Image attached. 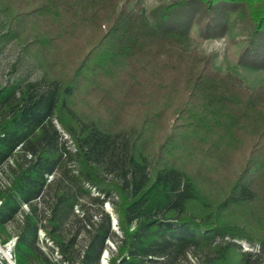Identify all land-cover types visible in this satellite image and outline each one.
Masks as SVG:
<instances>
[{"label":"trees","instance_id":"obj_1","mask_svg":"<svg viewBox=\"0 0 264 264\" xmlns=\"http://www.w3.org/2000/svg\"><path fill=\"white\" fill-rule=\"evenodd\" d=\"M33 1V13L56 36L97 0ZM131 7L90 41L67 78L41 64V77L0 89V176H6L0 178V243L11 236L5 227L14 222L15 264H100L104 250L108 264H186L191 258L194 264H264V88L229 71L198 68L190 52L180 50L194 17L204 21L199 36L212 38L225 31V16L239 11L245 38L238 61L264 68V0H167L150 13ZM144 67L154 71L149 76L154 80L169 76L171 83L140 92L149 78ZM174 70L176 77L169 74ZM178 73L183 87L177 102L171 89ZM80 77L97 87L101 78L111 80L101 96L116 95V103L124 104L134 96L143 114L165 110L167 129L155 155L145 153L149 139L143 125L111 130L69 107L74 83L83 84ZM244 136L253 140L250 150L217 193L195 173L200 160L193 168L176 163V143L184 155L197 147L213 153ZM105 202L111 214L103 209ZM39 230L54 247L39 246ZM236 239L258 246L244 251ZM54 250L57 262L50 255Z\"/></svg>","mask_w":264,"mask_h":264},{"label":"rangeland","instance_id":"obj_2","mask_svg":"<svg viewBox=\"0 0 264 264\" xmlns=\"http://www.w3.org/2000/svg\"><path fill=\"white\" fill-rule=\"evenodd\" d=\"M166 2L167 0H97L94 2L93 9L86 10V16L81 17L73 26L68 25L69 28L67 27L64 33L52 36L49 34V29L46 32V25L41 21V17L35 12L33 13L36 2H32V0H0V89L8 86L11 87L15 83L41 77L44 75V69L41 67V64L44 65V68H49V73L51 71L55 75L64 73L67 78L78 64L79 54H84L85 50L91 45V42L101 36L107 28V24L117 13L126 11L130 5L134 10L142 8L144 13H150L157 6ZM93 10L95 13L91 14ZM202 19L201 15L193 18L194 23L188 29V39L184 42L183 46L181 45V52H190L191 61H195L198 68L206 66L220 72L229 71L240 77L250 86L264 88V68L246 67L238 61L245 38L243 14L239 11L228 13L224 18L226 21L225 31L223 34H217L212 38L199 36L198 27L204 23ZM34 35L36 38L39 36V39L49 40V43L39 45L36 41L35 43L32 42L34 41ZM180 50H178L179 53H181ZM144 68L146 71H143V75L153 77L154 71L148 67ZM82 72L86 73L87 71L84 68ZM169 74L176 77L175 70ZM86 75L88 74L86 73ZM152 77L144 80L142 82V89L137 90L140 92L149 91L150 94L151 89L156 91L159 86L166 87L171 83V77L169 76H165L166 79L159 77L157 81L156 78L154 80ZM177 77L178 79L176 78L173 81V90L171 89V92H176L174 97H172L178 102L180 98L177 96L181 94V88L183 87L181 84L183 75L178 73ZM78 81L82 82L85 80L80 77ZM82 83H74L75 86L68 103L69 107L79 117L86 116L91 119H99L101 123L107 125L111 130L121 129L122 127H127L128 129L131 126L138 129L141 124L145 129L144 132H148L149 139L145 153L148 156L155 155L154 153L157 152L162 137L165 135V133L162 135V131L165 129V126L167 129V124L163 122L162 118V113L165 112L164 109H162L163 112L158 109L156 115L151 113V117L141 112L143 111V107H140L139 104L135 106L134 96L129 97L127 104L123 102L116 103L120 100L116 95L101 96L102 89L112 86L111 80H107L106 78H101L99 87L90 84V82ZM188 90V87H186L184 93L187 94ZM143 99L141 98L140 100ZM259 100L261 101L262 98ZM171 119H173V115H170L169 122ZM55 123L62 138L67 139L68 146H72L69 134L62 129L59 123ZM241 140L238 144L222 145V147L228 146V148L224 150L219 149L218 152L213 153H210L207 147L206 150L204 147H197L196 151L189 150V154H192L191 156L186 153V155L182 154L184 147L178 149V145L181 146V144L176 143V163L185 168L186 166L193 168V164H197L200 160L202 168L200 173L196 168H193L195 173L200 177L202 182L206 183L211 191L217 193L219 187L225 181H230L236 175L235 171L239 167L238 161L241 162L242 157H246L251 143H253V140L249 136L248 138L244 136ZM166 145V148L170 147L169 143ZM0 178L4 181L6 176L2 173ZM50 178L51 176L48 175L47 180H50ZM91 191L93 195L97 194L92 188ZM216 197L220 198L219 196ZM22 208L25 209L26 206L23 205ZM103 209L110 214L112 212L111 206L107 202L103 204ZM74 211L80 213V207L75 206ZM19 219H21V216L17 215L16 220L19 221ZM112 228L116 234H119L113 221ZM5 230L11 236L3 244L0 243V261L3 264H10L6 258L10 254L11 261L14 262L12 254L15 241L14 222L8 223ZM1 234L2 236L5 235ZM235 242L244 251H253L258 246L257 243L251 244L244 239H236ZM38 244L45 251H47V247H54L42 230L38 231ZM106 244L109 249H115V244L112 240H107ZM50 255L53 261L57 262L59 260V256L55 250ZM108 255L107 250L102 252L100 264H108ZM186 264H194V258H191L190 263Z\"/></svg>","mask_w":264,"mask_h":264},{"label":"bare ground","instance_id":"obj_3","mask_svg":"<svg viewBox=\"0 0 264 264\" xmlns=\"http://www.w3.org/2000/svg\"><path fill=\"white\" fill-rule=\"evenodd\" d=\"M106 253V252H105ZM6 259H8V256H7V258ZM9 262H10V264H15L13 261H11V260H8Z\"/></svg>","mask_w":264,"mask_h":264},{"label":"built area","instance_id":"obj_4","mask_svg":"<svg viewBox=\"0 0 264 264\" xmlns=\"http://www.w3.org/2000/svg\"><path fill=\"white\" fill-rule=\"evenodd\" d=\"M8 260H11V256H10V254L8 255Z\"/></svg>","mask_w":264,"mask_h":264},{"label":"water","instance_id":"obj_5","mask_svg":"<svg viewBox=\"0 0 264 264\" xmlns=\"http://www.w3.org/2000/svg\"><path fill=\"white\" fill-rule=\"evenodd\" d=\"M112 221L115 223V219H113ZM0 264H3V263L0 261Z\"/></svg>","mask_w":264,"mask_h":264}]
</instances>
